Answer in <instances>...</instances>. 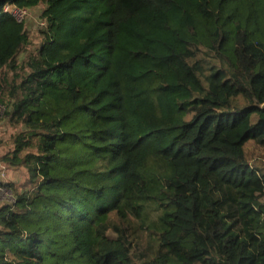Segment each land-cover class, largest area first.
<instances>
[{
    "label": "trees",
    "instance_id": "obj_1",
    "mask_svg": "<svg viewBox=\"0 0 264 264\" xmlns=\"http://www.w3.org/2000/svg\"><path fill=\"white\" fill-rule=\"evenodd\" d=\"M0 110V264H264V0H0Z\"/></svg>",
    "mask_w": 264,
    "mask_h": 264
},
{
    "label": "rangeland",
    "instance_id": "obj_2",
    "mask_svg": "<svg viewBox=\"0 0 264 264\" xmlns=\"http://www.w3.org/2000/svg\"><path fill=\"white\" fill-rule=\"evenodd\" d=\"M43 11V7L38 8L37 10H31L29 19L27 20V26L29 33L31 37L33 38V41L35 44L39 43V37L37 35V30L40 29V27L43 28L39 24V22L44 21L41 19V14ZM2 112L0 110V178L2 179V165H12L9 162H5L2 160V157L5 155V153L8 151L6 143L10 138V135L13 131H15L12 127L8 125V123L5 121V119H2ZM264 128V125H260L258 128ZM249 129H252L251 126L248 124H245L244 127L237 132L234 137L240 138L243 136L244 133H246ZM255 146L254 142L250 143V147L253 149ZM260 154V151L258 152ZM24 178V174L19 170L18 167L12 165V167L9 168L8 177L7 179H2V181L6 182H14V183H20ZM12 192L6 189L1 188L0 189V205H6L8 202H11L12 200Z\"/></svg>",
    "mask_w": 264,
    "mask_h": 264
},
{
    "label": "built area",
    "instance_id": "obj_3",
    "mask_svg": "<svg viewBox=\"0 0 264 264\" xmlns=\"http://www.w3.org/2000/svg\"><path fill=\"white\" fill-rule=\"evenodd\" d=\"M4 11L9 15L13 16L16 19V21L20 24L25 23L29 19V17H31L30 10L20 8L16 5H10V4L6 5ZM39 24L43 27H46L45 21H41L39 22ZM8 168L9 166L7 165L4 166V169H8Z\"/></svg>",
    "mask_w": 264,
    "mask_h": 264
}]
</instances>
